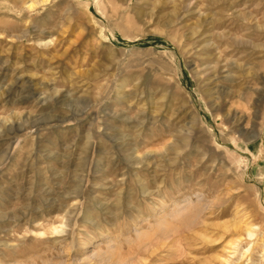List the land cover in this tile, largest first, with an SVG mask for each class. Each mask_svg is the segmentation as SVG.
Segmentation results:
<instances>
[{
    "label": "rangeland",
    "instance_id": "374dc122",
    "mask_svg": "<svg viewBox=\"0 0 264 264\" xmlns=\"http://www.w3.org/2000/svg\"><path fill=\"white\" fill-rule=\"evenodd\" d=\"M263 18L0 0V264H264Z\"/></svg>",
    "mask_w": 264,
    "mask_h": 264
},
{
    "label": "bare ground",
    "instance_id": "6f19581e",
    "mask_svg": "<svg viewBox=\"0 0 264 264\" xmlns=\"http://www.w3.org/2000/svg\"><path fill=\"white\" fill-rule=\"evenodd\" d=\"M45 0H42V2H44ZM29 5V4H28ZM30 6H32L31 4L29 5V7ZM231 8V7H230ZM31 9V8H30ZM231 15L233 16V17H235V18H237V19H240V20H242V21H244V22H249L250 20H251V18H250V16H246V17H242L240 14H236L234 11H231ZM262 16V15H261ZM263 20H264V18H263ZM217 62H218V64H220V62H219V60H218V58H217ZM218 64H216L217 66L216 67H214V69L212 70V73H214V74H216V75H218V77L217 78H219V79H222V80H226L227 78H230V76H229V74L227 73V74H224L225 73V71H226V69L224 70V71H221V69H220V67H219V65ZM224 74V75H223ZM233 81V80H232ZM21 126V125H20ZM23 126V125H22ZM21 126V127H22ZM19 129H20V127H19ZM23 129V128H22ZM17 131V130H16ZM248 232V231H247ZM249 233V232H248ZM250 234V233H249Z\"/></svg>",
    "mask_w": 264,
    "mask_h": 264
}]
</instances>
